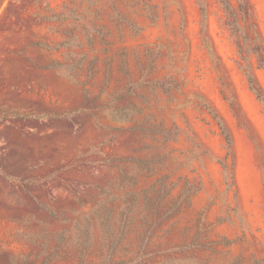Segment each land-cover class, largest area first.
Instances as JSON below:
<instances>
[{
    "label": "rangeland",
    "instance_id": "obj_1",
    "mask_svg": "<svg viewBox=\"0 0 264 264\" xmlns=\"http://www.w3.org/2000/svg\"><path fill=\"white\" fill-rule=\"evenodd\" d=\"M0 264H264V0H0Z\"/></svg>",
    "mask_w": 264,
    "mask_h": 264
}]
</instances>
